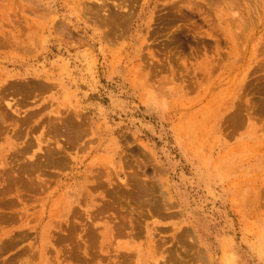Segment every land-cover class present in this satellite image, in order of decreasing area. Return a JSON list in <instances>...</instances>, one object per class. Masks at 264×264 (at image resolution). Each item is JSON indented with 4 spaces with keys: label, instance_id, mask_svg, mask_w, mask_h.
<instances>
[{
    "label": "rangeland",
    "instance_id": "obj_1",
    "mask_svg": "<svg viewBox=\"0 0 264 264\" xmlns=\"http://www.w3.org/2000/svg\"><path fill=\"white\" fill-rule=\"evenodd\" d=\"M195 249L264 264V0H0V264Z\"/></svg>",
    "mask_w": 264,
    "mask_h": 264
},
{
    "label": "bare ground",
    "instance_id": "obj_2",
    "mask_svg": "<svg viewBox=\"0 0 264 264\" xmlns=\"http://www.w3.org/2000/svg\"><path fill=\"white\" fill-rule=\"evenodd\" d=\"M228 1V0H227ZM236 3H237V1H236ZM231 5H233V4H231ZM88 9V8H87ZM89 11V10H88ZM78 13V12H77ZM84 15H85V13H84ZM98 15V14H97ZM103 24V23H102ZM184 230H188V229H184ZM185 232V231H184ZM183 233V232H182ZM180 234V233H179ZM184 234V235H183ZM182 235L183 236H181V239H182V241H184V242H186V243H188V242H190V241H195V239H194V237H193V234L191 233V231L189 232V231H187V232H185V233H183ZM181 235V234H180ZM197 237V236H196ZM180 239V240H181ZM196 239H198V238H196ZM196 242H197V240H196ZM200 242V241H199ZM190 243H193V242H190ZM189 244V243H188ZM199 245V244H198ZM189 248V247H188ZM196 250V249H195ZM201 250V249H200ZM194 251V250H193ZM192 251V252H193ZM195 252V251H194ZM194 252H193V254H194ZM196 254H198L197 255V258H198V261L199 260H201L204 264H208V262H207V258H206V255H205V252H201V251H199V250H196V252H195ZM194 257H196V255L194 256ZM196 258V259H197ZM195 259V258H194ZM235 262V261H234Z\"/></svg>",
    "mask_w": 264,
    "mask_h": 264
}]
</instances>
